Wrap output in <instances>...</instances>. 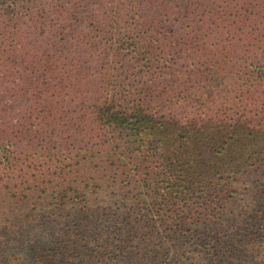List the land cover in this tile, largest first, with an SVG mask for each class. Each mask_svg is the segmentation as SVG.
I'll list each match as a JSON object with an SVG mask.
<instances>
[{"label": "trees", "instance_id": "16d2710c", "mask_svg": "<svg viewBox=\"0 0 264 264\" xmlns=\"http://www.w3.org/2000/svg\"><path fill=\"white\" fill-rule=\"evenodd\" d=\"M211 37L233 41L225 49L238 54L244 42L239 61L214 65L249 70L244 101L227 104L239 118L170 117L173 101L205 107L223 84L224 68H207L215 59L204 71L183 60ZM263 48L264 0H0V197L64 198L73 183L134 178L154 205L203 199L212 218L224 178L264 162V130L241 119L264 102V56L255 55ZM72 161L77 178L65 168ZM119 241L111 252L127 249ZM76 245L65 250L70 264H100ZM49 253L28 264H48Z\"/></svg>", "mask_w": 264, "mask_h": 264}, {"label": "rangeland", "instance_id": "374dc122", "mask_svg": "<svg viewBox=\"0 0 264 264\" xmlns=\"http://www.w3.org/2000/svg\"><path fill=\"white\" fill-rule=\"evenodd\" d=\"M211 40L204 51L183 60L190 70H197L205 60L215 59L207 68H224L218 76L223 84L212 97V104L205 107L190 100L189 108H174L178 101H173L168 109L170 117L174 115L182 122L197 113L199 120L239 118L229 106L244 101L240 92L250 86L246 83L249 70L243 62L237 67L214 65L218 57L227 55L239 61L244 56V42L238 43L242 48L239 46L238 54L225 49L233 41ZM262 50L255 55L263 57ZM211 78L210 72L204 75L205 90H209ZM195 97L209 98L202 93ZM245 113L247 117H241L244 123L251 125L256 119L255 126L264 130V102L249 105ZM82 144H77V149L83 148ZM80 167L77 161L65 164L74 178ZM136 181L133 178L122 186L107 179L102 183H73L64 198L35 193L30 201L18 202L6 195L0 197V264H28L38 260L33 253L39 256L46 249L50 251L48 264H70V254L65 250L75 249L76 243L86 246L96 262L102 259L100 264H264V162L242 176L224 178V192L215 196L213 219L205 211L203 199L192 201L191 208L154 205V198L146 188H138ZM118 239L127 242L126 252H111Z\"/></svg>", "mask_w": 264, "mask_h": 264}]
</instances>
